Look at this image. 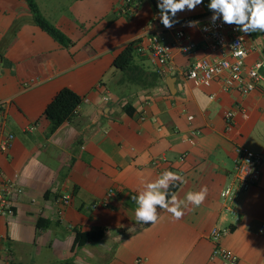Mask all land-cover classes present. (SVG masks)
Listing matches in <instances>:
<instances>
[{"label": "crops", "instance_id": "0c3cea01", "mask_svg": "<svg viewBox=\"0 0 264 264\" xmlns=\"http://www.w3.org/2000/svg\"><path fill=\"white\" fill-rule=\"evenodd\" d=\"M33 1L71 42L62 45L41 29L27 0H0V100L8 102L6 129L14 134L0 154V170L17 173L23 190L13 198L14 214L0 216V264H132L137 258L141 264H222L210 257L213 226L230 228L221 242L238 264H264V167L259 181L238 193L235 216L220 197L233 179L235 147L264 153L262 86L243 95L223 90L218 80L198 87L185 77L195 58L213 55L199 32L210 0L179 12L172 28L163 26L152 0H140L127 15L123 0ZM99 17L106 21L97 27ZM178 29L198 47L188 57L175 48L174 71L158 74L139 49L141 37L156 31L171 42ZM258 37L264 34L246 39L263 46ZM136 39L137 57L118 69L114 57ZM62 87L83 99L50 132L42 112ZM226 110L235 112L232 130H226ZM166 170L185 179L177 181L178 199L204 187L206 199L184 208L180 220L158 208L156 223H137L131 197ZM102 200L106 206L92 207ZM92 228H104L103 238L73 247L75 231Z\"/></svg>", "mask_w": 264, "mask_h": 264}, {"label": "built area", "instance_id": "2783aa9c", "mask_svg": "<svg viewBox=\"0 0 264 264\" xmlns=\"http://www.w3.org/2000/svg\"><path fill=\"white\" fill-rule=\"evenodd\" d=\"M155 5L158 0H152ZM140 0H123L121 12L131 14L138 6ZM213 12L202 17L199 26L202 47L213 53L210 57L195 58L187 68L185 77L194 86L208 87L213 81H220L223 90H235L243 95L248 94L262 86L264 96V45L247 42L248 33L238 30L236 25L223 23L222 18L212 21ZM140 50L147 51L151 62L155 66V72L164 74L174 71L172 53L176 48L184 56H191L197 49L198 44L190 38L182 29L175 32L171 42H163L158 32L150 31L141 37ZM256 52L257 58L248 61L249 56ZM105 99H108L106 97ZM7 101L0 100V154L8 151L13 144L14 134L6 129V106ZM77 109L74 110V113ZM245 115V114H244ZM246 116V115H245ZM141 118H144L141 116ZM189 120L192 119L188 115ZM226 130H232L234 126L235 112L226 110L223 114ZM33 129V126L28 128ZM192 142V139L190 140ZM236 162L232 181L220 192L225 209L235 216L237 211L234 202L240 192L247 191L259 181L262 168L264 167V153L255 151L245 145L235 147ZM155 162V161H154ZM22 187L18 183V174L8 176L0 170V216L14 214L13 198L22 194ZM112 191H109L111 194ZM69 195H63L62 201L68 204ZM106 206L107 201L102 200L93 203ZM230 232L229 227L213 226L209 237L213 242L210 257L217 258L222 264H238V255L222 244V238ZM141 258H137L132 264H141Z\"/></svg>", "mask_w": 264, "mask_h": 264}, {"label": "clouds", "instance_id": "9594fccd", "mask_svg": "<svg viewBox=\"0 0 264 264\" xmlns=\"http://www.w3.org/2000/svg\"><path fill=\"white\" fill-rule=\"evenodd\" d=\"M203 0H158L160 21L165 28H172L177 20L173 18L179 12L194 10ZM208 8L214 13L212 21L221 19L223 23L238 26L243 33L264 32V0H210ZM195 22H189L193 26ZM177 181L184 183L183 176L173 171H164L158 178L150 182H142V190L131 197L137 204L135 218L137 223L154 224L158 220V208L170 213L174 220L184 216V208L188 205L199 207L207 196V188L189 191L184 200L175 194L169 198V188Z\"/></svg>", "mask_w": 264, "mask_h": 264}, {"label": "trees", "instance_id": "16d2710c", "mask_svg": "<svg viewBox=\"0 0 264 264\" xmlns=\"http://www.w3.org/2000/svg\"><path fill=\"white\" fill-rule=\"evenodd\" d=\"M28 7L32 13L34 22L45 32H47L53 39L58 41L62 45H68L71 40L63 33L59 28L50 24L40 13L36 3L33 0H27ZM198 17L189 16L187 18L181 19L189 20ZM264 34V32H259ZM138 39L132 40L127 43L114 57L113 65L118 69L125 70L128 69L132 63L135 54V43ZM83 97L74 92L69 87H62L56 94L51 98V100L46 104L42 115L49 121L50 128L49 131H55L64 121H66L74 113V110L79 107L82 102ZM178 187V182L173 184L168 192L169 198L174 193ZM105 234L104 228H92L89 230H76L73 247L83 245L88 242L97 241L103 238Z\"/></svg>", "mask_w": 264, "mask_h": 264}, {"label": "rangeland", "instance_id": "374dc122", "mask_svg": "<svg viewBox=\"0 0 264 264\" xmlns=\"http://www.w3.org/2000/svg\"><path fill=\"white\" fill-rule=\"evenodd\" d=\"M114 7H116V6H114ZM112 11V10H111ZM110 13L111 12H109V15H110ZM108 15V14H107ZM118 20H122V19H118ZM104 21H106L105 20V18H101V17H99L97 20H94L93 22H95V23H93L94 25H97V27L98 26H100ZM118 22H117V24L116 25H114L113 27H111V28H114L115 26H118ZM109 29V31H111V30H113V29ZM258 39H259V41L262 43V42H264V38H261V37H258ZM134 57H137V55H136V53L134 54ZM131 90H133V89H131Z\"/></svg>", "mask_w": 264, "mask_h": 264}]
</instances>
